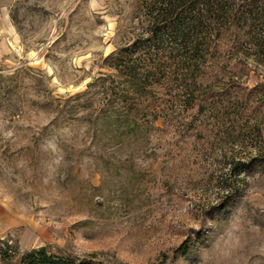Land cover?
I'll return each mask as SVG.
<instances>
[{
	"label": "rangeland",
	"instance_id": "1",
	"mask_svg": "<svg viewBox=\"0 0 264 264\" xmlns=\"http://www.w3.org/2000/svg\"><path fill=\"white\" fill-rule=\"evenodd\" d=\"M139 3L0 0V250L95 264H264V159L248 165L264 105L237 130L142 122L138 142L120 146L83 95L107 73L102 60L141 34ZM251 66L248 88L264 83V67ZM10 255L0 264H16Z\"/></svg>",
	"mask_w": 264,
	"mask_h": 264
},
{
	"label": "trees",
	"instance_id": "2",
	"mask_svg": "<svg viewBox=\"0 0 264 264\" xmlns=\"http://www.w3.org/2000/svg\"><path fill=\"white\" fill-rule=\"evenodd\" d=\"M137 21L141 34L102 60L107 73L83 93L120 146L138 142L142 122L158 131L156 122L213 120L237 130L264 105V83L245 81L251 63L264 67V0H140ZM257 151L248 165L264 159V138ZM3 246L2 262L13 253L16 264H95Z\"/></svg>",
	"mask_w": 264,
	"mask_h": 264
}]
</instances>
